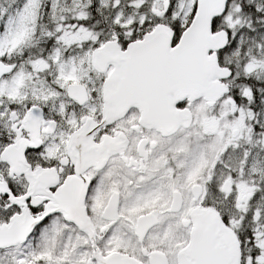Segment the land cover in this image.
I'll use <instances>...</instances> for the list:
<instances>
[{
  "label": "snow or ice",
  "instance_id": "6c2138e0",
  "mask_svg": "<svg viewBox=\"0 0 264 264\" xmlns=\"http://www.w3.org/2000/svg\"><path fill=\"white\" fill-rule=\"evenodd\" d=\"M0 264H264V0H0Z\"/></svg>",
  "mask_w": 264,
  "mask_h": 264
}]
</instances>
